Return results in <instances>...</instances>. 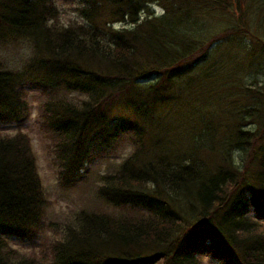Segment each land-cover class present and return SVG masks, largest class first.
Returning a JSON list of instances; mask_svg holds the SVG:
<instances>
[{"label": "trees", "instance_id": "16d2710c", "mask_svg": "<svg viewBox=\"0 0 264 264\" xmlns=\"http://www.w3.org/2000/svg\"><path fill=\"white\" fill-rule=\"evenodd\" d=\"M251 1L263 36L244 30L240 62L264 75V0ZM224 2L0 0V46L28 51L18 65L0 55V122L21 124L33 89L91 87L107 99V113L53 110L36 121L58 187L97 182L110 141L125 136L133 148L94 191L107 213L82 212L76 236L53 240L49 264H264V79L234 82L223 56L240 45L219 42L223 53L210 57L216 39L194 25L198 9ZM62 10L77 19L61 21ZM158 102L170 113L156 114ZM113 107L128 117H107ZM28 136L0 134V264H38L12 245L36 242L50 206Z\"/></svg>", "mask_w": 264, "mask_h": 264}, {"label": "rangeland", "instance_id": "374dc122", "mask_svg": "<svg viewBox=\"0 0 264 264\" xmlns=\"http://www.w3.org/2000/svg\"><path fill=\"white\" fill-rule=\"evenodd\" d=\"M222 1H228L229 3L226 5L224 2L225 5H218L216 8L210 4L209 6L206 5L198 9L196 22L194 23V25L200 27V29H198L200 33L197 34V37L205 39L207 42L210 39H216L214 42L216 44H213L215 47H218L219 50L216 49L213 51L214 48L211 49L208 53L210 57L221 51L218 44L219 42L232 39V42L238 43L240 47H232L230 50L226 49L224 51V56L222 55L229 66L228 68L230 70L233 69L232 72H229L231 73L233 81L242 82V84H248L252 80L260 82L264 79V75L260 71L254 70L255 67H250L248 65V60L240 62V58L244 45L250 44L251 41L249 35L244 30L251 29L256 34L263 36V19L258 16V10L256 6L251 3V0ZM66 6L69 8L67 4ZM152 9L156 15H161L163 13L162 7L154 6ZM76 16V12H63L62 10L60 20L68 22V19L76 20ZM196 26H194V28ZM259 47L261 46L259 45ZM258 49L259 48H257V51L260 50ZM27 52L24 44L13 43L0 46V55L17 65L23 61ZM221 52L223 53V50ZM192 74H194V72L189 75ZM215 80L219 82L217 79ZM188 91H185V98L186 96L188 99L189 97L194 98L196 96H190L191 94H189ZM198 95L201 96L203 93L199 92ZM102 96L101 94L99 95L97 89H92L91 87L82 89L76 86L75 88L66 89L64 86H61L58 87L53 94L46 95H43L39 90L33 89L26 96V108L19 112L21 115L24 116L26 114L25 117L27 116L23 120L24 123L18 124V119L10 123L0 122V134H14L18 129H22L28 133V140L30 139L32 142L30 149L33 150V152H35L34 155H36V165L41 179V183L39 184H42L43 190L46 193V198L49 200L50 206L47 208L45 214L46 226L40 231V235L36 242L32 245H30V242L20 243L18 240L17 243H12L13 247L26 252L28 255L29 253L34 255L38 260V264H49L48 262L52 260L50 254L52 253L54 239H62L65 237V239H67L73 235L76 236V234H73V231H81L82 221L79 219V216L82 215V212L87 213V215L94 212L103 215L107 213L110 207L106 206L104 201H101L100 198L96 199V193L94 191L96 187L100 185L101 177L105 175L106 172L113 171L115 169L113 166H116L123 157H126L127 154L133 150V148L125 136L122 138L121 142L113 143L110 141V144H107L103 152L97 157L96 163H94L99 177L97 178V182L93 181L92 185L90 181L81 182L67 190V192H63L62 189L58 187L57 168L51 164V159L49 160L47 156L44 147L46 141H44L37 129L36 121L40 120L41 113L48 112V114H50L51 112L49 111L53 110L76 109L91 111L92 114H101V112L107 113V109H109L106 106L107 99ZM196 104L198 108L201 107L199 101H197ZM169 105L170 104L166 105L164 102H158L155 107L156 114L163 116L170 113L171 109L167 107ZM125 110L122 107H116L115 109L113 107L112 112L106 115L110 118L115 114L121 117H124L126 114L128 117V110L126 108ZM121 123H123V118ZM148 134L153 135L155 132L149 131ZM95 247L101 255H105L106 257V247L102 240L98 238L95 241Z\"/></svg>", "mask_w": 264, "mask_h": 264}]
</instances>
